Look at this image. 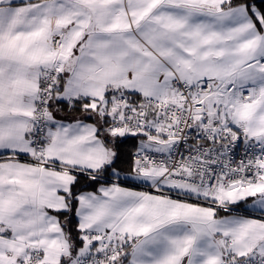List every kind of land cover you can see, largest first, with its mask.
I'll list each match as a JSON object with an SVG mask.
<instances>
[{"label": "snow or ice", "instance_id": "snow-or-ice-1", "mask_svg": "<svg viewBox=\"0 0 264 264\" xmlns=\"http://www.w3.org/2000/svg\"><path fill=\"white\" fill-rule=\"evenodd\" d=\"M0 264H264V0H0Z\"/></svg>", "mask_w": 264, "mask_h": 264}]
</instances>
